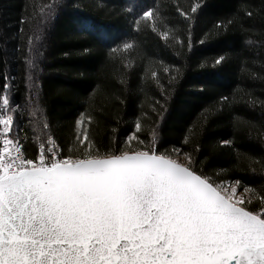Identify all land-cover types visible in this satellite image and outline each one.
<instances>
[{
  "label": "trees",
  "instance_id": "obj_1",
  "mask_svg": "<svg viewBox=\"0 0 264 264\" xmlns=\"http://www.w3.org/2000/svg\"><path fill=\"white\" fill-rule=\"evenodd\" d=\"M5 95L28 158L42 123L78 155L81 130L103 154L139 122L159 151L264 195V0H0Z\"/></svg>",
  "mask_w": 264,
  "mask_h": 264
},
{
  "label": "snow or ice",
  "instance_id": "obj_2",
  "mask_svg": "<svg viewBox=\"0 0 264 264\" xmlns=\"http://www.w3.org/2000/svg\"><path fill=\"white\" fill-rule=\"evenodd\" d=\"M9 107L0 98V264H264V195L255 189L217 183L188 152L159 151L158 130L146 143L139 122L103 154L81 130L78 155L59 151L42 123L28 158L8 138Z\"/></svg>",
  "mask_w": 264,
  "mask_h": 264
},
{
  "label": "built area",
  "instance_id": "obj_3",
  "mask_svg": "<svg viewBox=\"0 0 264 264\" xmlns=\"http://www.w3.org/2000/svg\"><path fill=\"white\" fill-rule=\"evenodd\" d=\"M4 110H2L1 112H3ZM0 128H2V126H0ZM8 138L10 140H12L14 143H16L18 140L15 139L11 133L8 134ZM19 145L21 146V143L18 141ZM47 146H50V145H47ZM4 147V144H3V134L2 132H0V150H2ZM56 147L58 148L59 151H61L60 147L56 144ZM22 148V146H21ZM23 149V148H22Z\"/></svg>",
  "mask_w": 264,
  "mask_h": 264
},
{
  "label": "rangeland",
  "instance_id": "obj_4",
  "mask_svg": "<svg viewBox=\"0 0 264 264\" xmlns=\"http://www.w3.org/2000/svg\"><path fill=\"white\" fill-rule=\"evenodd\" d=\"M14 107H12V106H10L9 107V109H8V111H7V114H9V115H13V117H14V111L13 110H17L16 108H14ZM19 109V108H18ZM3 109L2 108H0V112L2 111ZM9 112V113H8ZM12 129H14V130H12L10 133L12 134V136L15 138V139H17L18 140V138L17 137H15V135H13L14 134V132H15V126H14V124H13V126H12ZM13 132V133H12ZM175 158V157H174ZM237 192L239 193V192H242V190H239L238 188H237Z\"/></svg>",
  "mask_w": 264,
  "mask_h": 264
},
{
  "label": "bare ground",
  "instance_id": "obj_5",
  "mask_svg": "<svg viewBox=\"0 0 264 264\" xmlns=\"http://www.w3.org/2000/svg\"><path fill=\"white\" fill-rule=\"evenodd\" d=\"M14 109V108H13ZM9 113V112H8ZM12 130H14V129H12ZM13 133V132H12ZM14 135V134H13ZM19 141V140H18Z\"/></svg>",
  "mask_w": 264,
  "mask_h": 264
}]
</instances>
